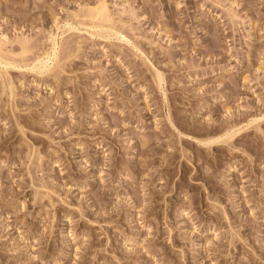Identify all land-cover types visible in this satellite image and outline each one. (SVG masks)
I'll return each instance as SVG.
<instances>
[{
	"label": "rangeland",
	"instance_id": "obj_1",
	"mask_svg": "<svg viewBox=\"0 0 264 264\" xmlns=\"http://www.w3.org/2000/svg\"><path fill=\"white\" fill-rule=\"evenodd\" d=\"M0 264H264V0H0Z\"/></svg>",
	"mask_w": 264,
	"mask_h": 264
}]
</instances>
